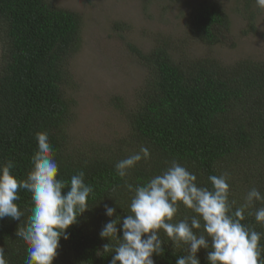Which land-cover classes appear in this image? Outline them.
Listing matches in <instances>:
<instances>
[{
    "label": "trees",
    "instance_id": "obj_1",
    "mask_svg": "<svg viewBox=\"0 0 264 264\" xmlns=\"http://www.w3.org/2000/svg\"><path fill=\"white\" fill-rule=\"evenodd\" d=\"M242 1L248 6L255 0ZM219 5L216 0H201L191 8L185 23L188 36L205 46L218 45L231 25ZM252 20L246 18V29H254ZM81 31L82 17L76 11L47 0H0V163L12 160V173L25 179L37 151L35 135L46 132L59 166L58 178L69 180L82 170L84 182L94 189L88 209L66 230L69 239L61 238L53 264H109L114 251L103 252V245L115 246L117 241L102 239L99 233L109 220L130 214L134 193L125 181L133 187L142 185L173 160L195 173L199 186L209 188L208 177L219 175L222 161L240 164L248 178L237 188L243 191L240 195L230 188L235 207L245 202L253 187L264 193V58L236 56L224 64L217 53L177 56L167 41L146 55L131 46L148 78L124 111L126 134L111 148L97 142L72 145L67 131L72 118L69 63ZM141 146L149 148L150 159L120 178L115 164ZM19 195L16 203L25 213L21 221L0 219V247L8 264H25L27 258V246L16 231L30 214L31 200L26 190ZM105 204L116 209L113 217L105 215ZM261 207L264 202H254L242 223L264 234V223L254 215ZM185 215L194 213L181 204L174 220ZM160 236L164 252L153 256L155 264H175L177 257L187 254L186 246H172L162 230ZM259 243L264 247V235ZM210 250L198 251L200 264H209Z\"/></svg>",
    "mask_w": 264,
    "mask_h": 264
},
{
    "label": "clouds",
    "instance_id": "obj_2",
    "mask_svg": "<svg viewBox=\"0 0 264 264\" xmlns=\"http://www.w3.org/2000/svg\"><path fill=\"white\" fill-rule=\"evenodd\" d=\"M256 3L264 8V0ZM35 139L37 151L25 179L12 173V160L0 163V219L21 221L25 213L16 203L21 199L19 192L30 193V214L16 231L27 246L25 264H53L61 238L69 239L66 230L88 209L87 201L94 189L84 182L82 170L69 180L58 178L59 166L48 134L37 132ZM150 157L149 148L141 146L138 152L115 164L116 174L124 179L137 163ZM196 181V174L176 160L142 185L133 187L125 181L127 189L134 193L130 214L109 220L99 233L102 239L117 241L115 246L103 245V252L114 251L109 264H155L153 256L164 252L161 230L172 246H186L187 254L177 257L175 264H200L198 251L209 248V264H264V247L259 243L264 234L242 223L254 202H264V193L253 187L245 202L235 207L227 172L210 175V188ZM64 189L67 191L62 194ZM181 204L194 215L174 220ZM104 210L107 217H113L116 211L107 204ZM254 215L258 223H264V207L256 209ZM118 232L122 235L118 236ZM0 264H8L2 247Z\"/></svg>",
    "mask_w": 264,
    "mask_h": 264
},
{
    "label": "rangeland",
    "instance_id": "obj_3",
    "mask_svg": "<svg viewBox=\"0 0 264 264\" xmlns=\"http://www.w3.org/2000/svg\"><path fill=\"white\" fill-rule=\"evenodd\" d=\"M200 1L47 0L82 17L80 44L69 63L72 118L67 131L72 145L97 142L111 148L126 134L124 111L132 106L148 78L145 65L131 46L146 55L167 41L177 49L173 51L177 56L217 53L224 64L236 56L264 58V8L256 0L248 6L242 0H216L231 25L222 41L213 47L199 44L186 31L188 12ZM249 16L254 25L251 30L245 28ZM224 172L229 174L232 192L240 195L243 191L237 188L248 173L240 164L230 165L228 160L221 162L219 174Z\"/></svg>",
    "mask_w": 264,
    "mask_h": 264
}]
</instances>
